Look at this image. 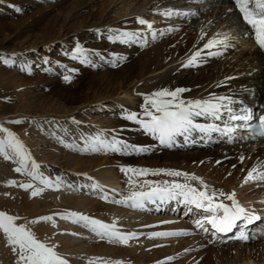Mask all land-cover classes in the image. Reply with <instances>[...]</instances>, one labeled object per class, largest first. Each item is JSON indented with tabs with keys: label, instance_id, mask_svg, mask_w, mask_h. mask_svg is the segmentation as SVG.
I'll use <instances>...</instances> for the list:
<instances>
[{
	"label": "rangeland",
	"instance_id": "obj_1",
	"mask_svg": "<svg viewBox=\"0 0 264 264\" xmlns=\"http://www.w3.org/2000/svg\"><path fill=\"white\" fill-rule=\"evenodd\" d=\"M63 1L65 5H68L74 0H0V58L9 60V63L5 64L3 59H0V127L12 132L24 145L31 159L39 165V175L53 183L57 180L63 182L58 190L55 187L45 188L39 196L30 197L32 190L43 188L44 186L38 180H33L31 176L15 172L14 169L19 165L14 157L6 160L0 154V185L3 187V192H1L5 196L4 198L8 196L18 197L19 193L9 185L10 181L17 180L20 184H34L32 189H22V193L19 195L24 200L22 204L25 203L27 207L30 205L29 202H34L38 205L37 210H34L33 214L32 212L27 215L15 214V216L19 217L17 223L28 227L38 240L53 247L58 255L69 261V264H87L90 258H96L97 255L89 253L87 249L77 252L75 248L66 246L65 241H58L56 236L58 228L61 230V227L64 228L67 223H72L68 220L59 219L57 214L77 212L105 224L114 222V219L111 218L113 211L108 213L111 216L104 214V210L101 209L90 215V213L86 214V212L79 211L66 204L67 199L65 197L71 194H74V196L86 195L116 211L126 209L125 211H134L133 213L135 214L152 219L150 223L141 225L142 227L139 224L131 227L126 226V221L122 223L116 222V227L120 231L137 233L139 239L149 241L153 244L151 245L152 247L156 246L163 250L165 255L158 260H150L147 264H199L207 261V264H264V233L263 236L255 235L249 244L230 243L222 244L221 246L218 241L211 239V237L208 238L206 233L202 235L206 236V239L198 235L193 222L200 218L202 213L197 212L195 209L189 212L188 208L186 209V205L182 204L181 212L178 213L173 210V208L175 209V206L172 205L174 201H171V203L167 202V204L159 201L155 204L147 203L142 210L111 203L110 199L113 200L116 197L113 191L109 190L110 187H113L108 184L111 181L102 182L98 179V175L102 174V168L110 170L112 172L111 180L119 184L114 189H117L116 193L123 200L130 191L129 179L138 181L140 184H143L145 180L158 183L173 179L183 183L184 180L183 178H173L163 174L136 177L130 172L127 174L122 172L121 168L181 171L198 177L209 185L210 189L226 193L228 190H225L226 188L221 189L219 186L220 180L225 176L233 183L240 182L236 188H233V192H235L236 199L241 206L264 214V181L244 183V178L248 171L241 170L239 168L240 164L235 161H238L240 157L239 162L242 164L244 160L242 161L241 157L244 158V156L237 155L235 157V154H233L240 148L252 149L248 145L244 147L242 143H236L229 146L225 144L226 141L216 140V138L211 144L201 141L197 142L194 139L197 131H192L188 134L187 142L189 143L187 145L183 144L186 141L180 139L181 136H177L172 147H165L161 146L159 141L151 135L145 134L138 124L125 118L128 113H137L142 116V106H144L145 98L153 93L152 90L146 91L147 81L158 79L159 76H162L145 74L136 84L131 82V73L124 72V69L138 54L155 49L158 46L155 49L157 51L162 48L168 39L182 33L189 34L192 38L195 37V41L203 40L204 43H207L210 39H222L225 35L242 34L238 32L237 26L231 24V22L228 24L221 23L205 20L201 17L192 19L191 22L185 21L187 23L185 24V22L173 15L166 18L165 16L163 18L160 17L159 23L156 20V11H168V7L173 5V3L172 1H166V3L157 6L155 3L158 0H111L102 16L101 9L95 5L69 19L65 17L68 13H62L61 16V12L54 8V4ZM90 14L92 17H88ZM55 16H58V19ZM85 16H87V19L83 23ZM139 16L140 18L148 19L147 21L153 25L150 30L143 26L148 29L145 32L150 37L151 43L142 44L141 46L129 43V45L124 47H127V50L132 47L136 53L132 57H127L124 56L126 51H124L122 44L110 40V37L114 32L121 31L119 26L123 20L127 19L126 22H128L135 20ZM169 29H172V31H169ZM153 31L157 33L155 39L151 35ZM161 32L164 35H160ZM77 34L78 37L74 38ZM244 40L247 41V39ZM249 41L251 42V40ZM94 45L96 49L90 50V46ZM77 46L84 49L87 63L80 58H73L72 53ZM235 48L226 56H223L222 52L217 49L220 55H217L216 64L227 61L232 62L234 53L237 54L238 50H241L238 47ZM127 52L131 53V50ZM154 52L153 50L152 53ZM114 57L122 58L117 61V66H113ZM201 61L202 65L206 63L205 59ZM246 69L248 70L250 67ZM186 71L190 73L184 75ZM198 72L194 68L181 69L173 75V78L177 81L179 79L190 81L187 77L189 75L195 77ZM65 76H70V81L66 82ZM225 93L228 94L226 95ZM249 93L248 98L245 97L244 100L252 102L256 97V93L253 90ZM239 94H245L246 96L245 88L241 90V88L231 87L215 97H228L231 99V103H236L237 101L239 103ZM240 97L243 98L242 96ZM131 98H134V100L131 101ZM202 117H198V120H204ZM194 120L197 121V119ZM97 135L108 140L115 136L130 145L141 146L146 151L142 153L132 151L121 153L80 151V149L86 147V139ZM177 138L180 140H177ZM2 139H4V133H0V140ZM223 144L225 146H220ZM225 149L233 156L224 159L220 158V156H215L216 158L209 160H204L200 158L202 156H197L199 152L204 150L222 154ZM170 155L180 156L181 159L180 157L176 160L170 159L168 158ZM100 162H103L106 167H98ZM30 168L31 164H29V170ZM260 171H264V168ZM219 174L221 179H218ZM235 176H238V178ZM86 177H90L91 180L86 179ZM91 183H101L103 192H93L86 187ZM191 183L193 186L199 187L197 182L192 181ZM240 185L244 186V188L250 186L249 191L247 189L244 190ZM47 194L54 196L53 199L56 202L47 200L48 203H44V199L49 198ZM102 194H107L108 201L100 198ZM6 199L10 203L9 197ZM54 204H57V206L55 207ZM178 208L179 206L177 205L176 210ZM154 209L159 211L156 210V212ZM185 209L187 210L186 213H188L186 217L189 215L191 219L189 216L187 218L182 217ZM179 214L180 216L177 217ZM49 215L56 217L54 222L29 223L37 218ZM179 219L180 221H178ZM187 221L190 222H188L190 225H188ZM178 222L187 223L188 229L173 227V225L179 224ZM52 223H55L56 226H52ZM123 223L126 225H123ZM259 224L261 225L258 229H263L261 232L264 231V219ZM73 225L72 228L81 232L84 231L83 240L85 242H88L91 237V243L105 241L81 225L76 223H73ZM73 232V229L69 230L66 235H73ZM154 232H180L187 233V235L164 239L160 237H157L158 239H149L148 235ZM74 234H76L74 235L77 237L76 239L79 238L78 234L81 235L78 232H74ZM49 238L52 239L49 240ZM192 238L208 240L209 242L207 241V246H201L198 243L196 244L194 242L195 239L193 240ZM0 240H2L0 241V247L4 246L5 249L11 251L9 252L10 254L6 253L10 258H6L8 262L5 264H16L17 256L13 253L11 247L7 246L6 238L2 233H0ZM132 241H136V239ZM223 249L229 250V253H225V256L219 253ZM203 250L205 253H203ZM202 253L204 256H202ZM6 255L3 254V258ZM84 257L87 260H83ZM104 260H107L109 264L113 262L111 259ZM0 262V264L4 263Z\"/></svg>",
	"mask_w": 264,
	"mask_h": 264
},
{
	"label": "snow or ice",
	"instance_id": "obj_2",
	"mask_svg": "<svg viewBox=\"0 0 264 264\" xmlns=\"http://www.w3.org/2000/svg\"><path fill=\"white\" fill-rule=\"evenodd\" d=\"M235 9L239 12L243 22L251 29V36L255 40L258 47L264 50V0H232ZM19 11V9H17ZM229 11H232L230 8ZM165 17H171L173 14L182 16L184 13L173 12L168 10L160 13ZM195 15V13H192ZM136 23L141 26H146L152 29L153 25L146 19L136 17ZM111 31V30H110ZM172 31V29H169ZM155 39L157 33H151ZM160 35H164L163 32ZM140 39V33L137 31H116L110 37V40L122 43H136ZM229 37L225 35L223 39H210L204 44L205 50L213 49L217 46L228 48ZM201 51H196L187 62L182 65L183 67L198 66ZM209 56L220 55L219 52L207 53ZM73 58H80L83 62L87 63L86 54L84 49L77 46L72 53ZM3 59V58H0ZM120 57L113 58V66H117V61ZM5 64L9 60L3 59ZM65 81H70V76L64 77ZM187 91L184 88L177 87L174 90L167 88L160 89L153 92L150 96L145 98L144 106H142V116L137 113H128L125 118L133 123L139 125L145 134L151 135L159 141L161 146L172 147L175 143L177 136H184L185 140L188 139V134L192 131H197L205 135L212 132L230 133L233 129L225 127L223 129L216 125L209 124L207 126L194 123L193 117H210L214 120H220L222 111L227 110L229 119L231 121L248 120V115L238 116L232 113V109L228 107L231 99L228 97H215L212 100H191L185 101L181 99L182 94ZM228 103H225V101ZM247 112V110H245ZM0 133H4V139L0 140V154L6 160L15 158L18 167L14 169L15 172L31 176L33 180H38L43 188L34 189L30 193V197L39 196L45 188L55 187L57 190L63 183L57 180L55 183L44 178L38 174L39 165L31 159L24 148V145L16 138V136L9 132L7 129L0 127ZM256 134L264 136V115L260 117V128L256 130ZM86 147L80 149L83 152L97 153L100 151L121 153V152H136L142 153L146 151L145 148L137 145H130L126 141L113 136L111 140L101 138L97 135L93 138L85 140ZM10 153V154H9ZM243 160V157H241ZM29 164L31 168L29 170ZM264 168V165L258 166ZM258 167L254 166L247 173L244 178V183L254 181H264V171H258ZM124 173H132L136 177H144L147 175H167L173 178H183L184 182H178L177 179L171 181H164L162 183L149 182L145 180L143 184L138 181L129 179L130 186L129 194L123 200H112L111 203L122 204L132 209H144L147 203L155 204L157 201L160 203H167L169 201H177L178 203L188 206V211L192 212L195 209L197 212L203 213L200 218L194 221V227L198 231L209 233L215 237L218 235H227L232 233L234 229L240 226V222L245 225L252 224L258 217L253 213L246 210L239 204L236 199L235 192L225 193L223 191L210 189V187L198 177L190 175L185 172L176 170L164 169H133L121 168ZM86 179L91 180L90 177ZM192 181L197 182L199 187L193 186ZM10 186H15V181L9 182ZM19 187L28 190L32 189L33 185L19 184ZM86 187L90 188L93 192H103L102 186L96 183H91ZM100 198L108 201L107 194H102ZM230 203H227V202ZM59 219L68 220L72 223L81 225L94 233L101 240H107L110 244H118L127 246L130 241L139 239L137 233H125L117 229L116 222L105 224L99 220L93 219L89 216L77 212H68L65 214H57ZM19 217L8 215L0 212V233L6 238L7 246L11 247L13 253L17 256L16 264H69V261L64 257L57 254L53 247L48 246L44 242L38 240L32 231L24 224H18ZM56 217L49 215L37 218L29 223H50L54 222ZM210 226V227H206ZM52 226H56L52 223ZM76 235V234H73ZM187 235V233L180 232H154L148 235L149 239L153 238H167ZM239 239H247V236L241 235ZM171 260V258H169ZM87 264H109L108 261L101 257L90 258ZM115 264H120L119 261Z\"/></svg>",
	"mask_w": 264,
	"mask_h": 264
},
{
	"label": "bare ground",
	"instance_id": "obj_3",
	"mask_svg": "<svg viewBox=\"0 0 264 264\" xmlns=\"http://www.w3.org/2000/svg\"><path fill=\"white\" fill-rule=\"evenodd\" d=\"M166 1H172V3L174 4L173 5L174 8L179 7V6L182 8H189L205 20H213L215 22H221V23H227V24L229 22H231V24H235L237 26L238 32H240L242 34L236 33L235 35L234 34L229 35L228 36L229 37L228 43L230 46L228 48H223L222 46H217V47L210 49V50L204 49V44H206V43H204L203 40H196L195 41V37L192 38L189 34H184V33L176 35V36L168 39L165 42V44L162 46V48H159L157 51L155 49L158 46H156L155 49L153 48L152 50H147L146 52H142V53L138 54L131 61V63L124 69V72L131 73L132 76L130 77V81L133 82L134 84H136L137 82H139V80L145 74H150L151 76L162 75L161 77L159 76L158 79L148 80L147 85H146L147 86L146 91L152 90V92H155V91H158V90L164 89V88H167L169 90H174L177 87L184 88L187 91H185L182 94L181 99H184L185 101H191V100H197V99L212 100L213 98H215V96H218L219 93L226 91L228 88L234 87V88H241V90L243 88H245V92L247 93L246 96H245V94H239L240 96L243 97V99L245 97L248 98V96L250 95L249 92H252V90H253L256 93L255 95H256L258 102H261V101L264 102V71H262L264 69V53L259 47H257L258 45L255 42H250V41L247 42L246 40L243 39V34L246 32L245 31L246 29H245V26L242 22V18L240 17L239 12L229 11V9L232 8V4H233L232 1L229 2L230 1L229 0L228 2L217 3V1L211 2V0H158L155 3V5H157V6L162 5V4L166 3ZM110 3H111V0H74V1L70 2L68 5H65L64 1L60 2L58 4H54V8H57L61 12L60 13L61 16H62V13H68V14H66L65 17L72 19V17L76 16L79 12H81L83 10H87L89 7L95 6V5H97L101 9V16H102L103 12H105L107 10ZM160 13H163V12H157L156 11V13H155V15L157 16L156 20L159 21V23H160L161 18L164 17ZM159 15H161V16H159ZM173 16L176 17L177 19L181 20L182 22H185V21L190 22L191 21L190 18L188 19V17L186 15L178 16V15L173 14ZM55 17H56V19H58V16H55ZM88 17H92V15L91 14L88 15ZM86 19H87V16L84 17L83 23L86 21ZM126 20H123L121 22L119 29L121 28V31L131 30V31H137L140 33V39L136 43H133L134 45L141 46L142 44L151 43L150 37H148V35H146V32H145L146 30H148L147 28L137 24L136 19L128 21V22H126ZM185 24H187V23L185 22ZM241 27H243V28H241ZM76 37H78V34L74 36V38H76ZM140 41H142V42H140ZM127 45H129V44H122L123 47L127 46ZM235 47H238L241 50H238L237 54L234 53L232 62L227 61V62H221L220 64H216L218 56L217 55L209 56L207 54L209 51H211V52L221 51L222 55L226 56L227 54H229L231 52V50L236 49ZM126 48L127 47H124V49H125L124 51H126L124 53L125 54L124 56H127V57L131 56L132 57L136 53V51L133 50L132 47H131V49H128V50ZM93 49H96L95 45L90 46V50H93ZM217 49H219V51H217ZM247 49H249V50H247ZM130 50H131V53L127 52ZM153 50L155 51L154 53H152ZM201 50H203V51L201 52V57L199 58V61H201L202 59H205L206 63L204 65H202L199 62L198 66H191V67H183L182 66L187 62V60L196 51H201ZM187 55H189V56H187ZM126 59H128V58H126ZM247 67H250V69L247 70L246 69ZM192 68H194L195 71H197V72L199 71V72L197 73V76H195V77H192L191 75H189L187 78H189L190 81H182L181 79H179L177 81L176 79L173 78V75L175 73H177L179 70H181V69L182 70L192 69ZM184 73H185L184 75H188L190 72L186 71ZM225 94L227 95L228 93H225ZM240 96H238V97L240 98ZM130 100L133 101L134 98H131ZM236 101H237V99H236ZM254 103L252 105V108H253V106H255ZM237 109L240 110L242 108H237ZM238 112H240V111H238ZM193 118L197 119V121L193 119L195 122H199L202 124L208 123V122H213V119L210 117H204L203 116L202 119H204V120H198V117H193ZM215 138H216V140H219L218 137H215ZM214 141H215V139H214ZM225 144H226V142H225ZM247 145L252 149L248 150L245 148H240V150H236L235 152H233V154H235V157L237 155L238 156L239 155L244 156V158H243L244 162L242 164H241V162H239L240 157L238 158V161L235 160L237 164H240L239 168L241 170L249 171L254 166L258 167L260 165H264V143L263 144H250V143L244 144L243 143L242 146L247 147ZM197 156H202L200 158H202L204 160H209L212 158H216L215 156H217V157L220 156V158L224 159V158H228V157L233 156V155L231 153H229L227 151V149H225V151L222 154H220L218 152L212 153L211 151L204 150L203 152H199V155H197ZM179 157L180 156H176V155L168 156V158H170V159L172 158L173 160H176ZM180 159H181V157H180ZM187 159H188V156H187ZM187 159H186V161H187ZM104 163H105V161H104ZM231 164H233V163H231ZM96 165H97V163H96ZM99 166L103 167L105 165L103 164V162H100L98 164V167ZM259 169H261V168L258 167V170ZM101 172H102V174H100V175L97 174L98 179H100V181H102V182L103 181H105V182L111 181L108 184L110 186H113V187L109 186L110 187L109 190L113 191V193L116 195L115 198L113 196H111V197L114 198L113 200H117V199L121 200V198L118 196L119 194L116 193L117 189H114V188H117V186H119V184L114 183L115 181L113 182L111 180L112 172L106 168H102ZM226 175H227V173H226ZM246 176H247V174H246ZM218 177H219L218 179H221L220 174L218 175ZM235 177L238 178V176H235ZM242 180H241V182H242ZM220 181L221 182H220L219 186L221 187V189L226 188L225 190H228V192L226 191V193H232L234 191L233 188H236L238 186V184L240 183L238 181H237L238 183H236V182L233 183L232 181L229 180V178H225V176ZM15 182H16V185L12 186L13 189L16 192H18L19 194L22 193V188L19 187L20 183L17 182V180ZM259 182H261V181H259ZM32 185H34V184H32ZM102 185H105V184H102ZM242 185H240V186L242 188H244V186H242ZM248 186H246V187H248ZM249 188H250V186L248 188H244V190L247 189V191H249L248 190ZM2 190H3V187H1V185H0V212H4L8 215H12V216L14 215L15 216V214L16 215L17 214H21V215L26 214L27 215L30 212H32V214H33V211L37 210L38 205H36L34 202H32V203L29 202L30 205L27 207H26L25 203L22 204V202L24 200H23L22 196L19 194H18V197H13V196L11 197V196L7 195L9 197L8 200H10V203L7 202L6 198H8V197L4 198L5 196L3 195ZM48 195L49 194H47V196ZM53 197L54 196L49 195V198L44 199V203H48L47 200H50V201L55 203L56 201H54ZM65 199H67V201H66L67 205H71L73 208H75L79 211L86 212V214H89V213H90V215L95 214L98 211V209L104 210L103 213L106 215H110V214H108V213H110L109 211H113V213H111V214H113L111 218L114 219V222L122 223L123 221L124 222L126 221L127 225L125 223H123V225L130 226V227L132 225L135 226L137 224H139L141 226V225H144L146 223H150L152 220V219L150 220V219L145 218L146 216L144 217V216H140L139 214H135V213H133L134 211L133 212L132 211L131 212L125 211L126 209L121 210V211L117 209L118 211H116L115 209H111L109 206L102 204L100 202H97L96 200H94V199H92L86 195L85 196H74V194H71L70 196L65 197ZM110 200L112 201V199H110ZM54 205H55V207L57 206V204H54ZM178 221H180V219ZM62 222L64 223V221H62ZM153 222H155V221H153ZM157 223H158V221H157ZM178 223L179 224L176 223L177 225H173V227H175V226L176 227H182L184 229L186 228V230H187L188 225H190L188 222H187L188 225H187V223L185 224V222H183L184 224H182L180 222H178ZM154 224H156V222ZM73 226H74L73 223H70V224L67 223V225H65L64 228L61 227V230H60V228H58V233L56 234L58 241H62V242L65 241L66 246L75 248V251H77V252L82 250V249H87L89 253H94L95 255H97V257H101L103 259H111V260H113L112 264H114L117 261H119L120 263L123 262L125 264H147L150 262V260H158L163 255H165V253L163 252V250L161 248H158L156 246L152 247L151 245H153V244L150 243L149 241H145L144 239H136V241H130L127 246H122V245H118V244H110L107 242V240H105L103 242H99V243L98 242L97 243H91L90 240L92 239V237L88 240V242H85L83 240L84 239V235H83L84 231L81 232L78 229H74V228H72ZM189 228H191V227H189ZM72 229L74 230V232H76V233L78 232L81 234V235H79V234L77 235V236H79L78 239H76L77 237H75L74 235H69V236L66 235V234H68V231L72 230ZM161 229H163V228L161 227ZM184 229H183V231H184ZM191 229H193V228H191ZM189 231H190V229H189ZM74 232H73V234H74ZM196 236L198 237V235H196ZM213 238L214 237H211V239H213ZM50 239H52V238H49V240ZM192 239L194 240L195 238H192ZM197 239L194 240V242H196V244L198 243L201 246H203V245L207 246L208 245V243H207L208 240L205 241V240H201V239L197 240ZM188 240H187V242H188ZM214 240L218 241L217 238ZM0 241H2V240H0ZM162 242H163V240H162ZM87 243H89V244H87ZM173 249H175V248H173ZM228 251L229 250L223 249L219 253L221 255L225 256V253L226 254L229 253ZM9 252H11V251H8L7 249H5L4 246L0 247V257L3 254L6 255V253L10 254ZM212 252H214V251H212ZM203 253H205L204 250H203ZM203 253H202V256H204ZM210 254H211V252H210ZM216 254H218V253H216ZM7 255L4 258H3V256L0 258L1 259L0 261L4 262L3 264L8 262V261H6L7 257L10 258L9 255L8 256ZM214 255H215V253H214ZM202 256H201V258H202ZM75 259H77V258H75ZM83 260H87V258L84 257ZM207 263H208V261L205 263L200 262L199 264H207Z\"/></svg>",
	"mask_w": 264,
	"mask_h": 264
}]
</instances>
